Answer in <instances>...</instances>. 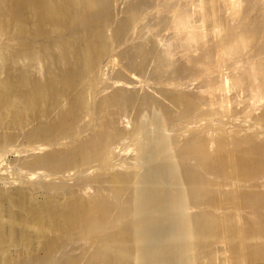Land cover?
Returning a JSON list of instances; mask_svg holds the SVG:
<instances>
[{
  "label": "bare ground",
  "instance_id": "6f19581e",
  "mask_svg": "<svg viewBox=\"0 0 264 264\" xmlns=\"http://www.w3.org/2000/svg\"><path fill=\"white\" fill-rule=\"evenodd\" d=\"M111 39L132 40L123 55L158 97L106 93ZM124 138L136 167L117 166ZM12 151L44 170L45 196L0 187V264H35L39 247L41 264H264V0H0ZM72 171L84 190L64 186Z\"/></svg>",
  "mask_w": 264,
  "mask_h": 264
},
{
  "label": "rangeland",
  "instance_id": "374dc122",
  "mask_svg": "<svg viewBox=\"0 0 264 264\" xmlns=\"http://www.w3.org/2000/svg\"><path fill=\"white\" fill-rule=\"evenodd\" d=\"M112 13L116 19H119L122 16V14L115 9L112 10ZM109 36L112 37V30L109 31ZM131 42L132 40L128 43L119 44L111 39V51L104 59L101 60L100 63L102 67V77L106 83L105 85H107L108 88L106 93L109 95L113 94L114 89L117 87L124 88L127 90V92L133 94L137 93L139 95H146L148 93L150 95H155L158 97L159 94L155 91V89L151 88L153 86H147L146 82L144 81L149 76V73L147 72L145 76L137 73L130 67V57L123 55L124 49L126 50ZM176 62L177 64H182L180 60H177ZM46 66V62H42L39 67H33V69H31L30 71L31 80L35 82L38 79H44L46 75ZM126 71L129 75L126 73ZM136 119L137 111L133 107H130L124 113H121L117 110L116 114L112 119L110 118L109 121H112L119 130H122L124 126H128L129 128L131 126V128L133 129ZM141 119L143 121H146V115L142 116ZM83 120H85V118ZM126 120L128 122H126ZM31 128H34L33 123L29 127H27L26 130H30ZM14 134L17 135L16 141L12 144V146H10V144L8 145V147L10 146L9 149L15 150L21 146H25L26 140L24 139V132L14 131ZM87 135H90L89 132H87L86 134H82L81 136L87 137ZM151 135L152 134H150V136ZM132 149L133 148L131 146V140L128 138H124L121 144L113 146L118 168L126 169L137 166L139 161L133 158V155L136 154V150L134 151ZM148 155H151V152H148ZM26 158V153L16 151L9 152L4 157H0V187H18L20 186V183H22V185L24 183L25 186L30 190V193L38 201H42L45 196V191L42 188L38 187V185L40 179L44 178V176L42 175V173H44V170L24 168L22 164ZM141 166L142 168H139L141 169L140 171L142 173L146 172L147 167L144 164ZM2 179H6L7 183H3ZM62 182L67 189L74 190L76 192L84 190V188L86 187V185L81 182V180L78 178V176L75 175V172L73 171L69 172ZM88 187L91 189V191H95V187ZM44 256L45 254L43 252V249L39 247L31 254V256H29V258L33 257L35 264H41L40 262L44 259Z\"/></svg>",
  "mask_w": 264,
  "mask_h": 264
}]
</instances>
